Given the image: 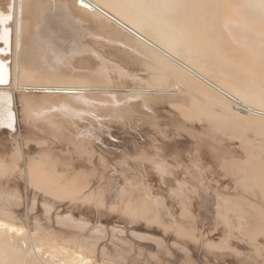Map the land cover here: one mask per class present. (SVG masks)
<instances>
[{
	"label": "bare ground",
	"instance_id": "6f19581e",
	"mask_svg": "<svg viewBox=\"0 0 264 264\" xmlns=\"http://www.w3.org/2000/svg\"><path fill=\"white\" fill-rule=\"evenodd\" d=\"M91 21L90 28L86 23ZM106 24L116 32L106 28L111 32L100 33L98 30ZM91 34L122 45L129 43L128 48L144 55L156 66L141 56H128L143 67L133 74L132 69L104 57L105 45L100 49L87 41ZM130 37L136 40V45L130 43ZM84 52L91 56H79L82 61H78L88 63V66L80 65L75 59ZM143 71L148 76L140 75ZM137 76L139 81L134 80ZM177 83L193 95L177 86L178 93L184 97L180 99L174 90ZM234 98L245 105L249 112L247 116L232 109ZM162 108L177 113L178 119L175 116L169 120L180 130L178 133L183 131L188 138L191 135L193 162L190 161L193 166L202 157L221 162L220 158L227 152L226 144H231L221 142L215 133L229 132V137L238 140L242 145L239 151L243 150L245 156L244 160L233 158L232 172H243L235 175L236 182L244 194L264 203V0H0V264H117L114 255L109 257L116 247L111 248L110 244L112 250H109L104 243L98 244L103 238L101 233L109 230L108 224L100 223V213L97 212L95 218L91 204H87L92 196L96 201L95 197H100L94 195L98 194L95 184L114 174L120 167L117 163L121 158L148 160L158 174L167 175L170 169L172 177L177 175L180 179L181 170L174 168L173 163L154 161L158 146L155 140L156 145L149 142L150 138H157L154 136L156 128L164 125L157 120L162 118L159 114ZM137 118H141L145 125L141 126ZM187 123L200 124L201 131ZM149 130L152 134L148 133ZM106 137H116L120 142L111 144ZM160 142L164 148L168 143ZM214 142L221 147L217 148ZM83 146L95 149L104 161L96 155L91 157L95 152L89 158L99 161L92 165V160L89 162L85 158L92 152L84 151ZM109 146L119 152L112 153ZM180 148L178 146V150ZM102 164L109 168L105 175ZM150 175L148 179L153 177ZM102 189L99 187V194ZM125 194L129 201L122 192L112 194L115 201L119 198L124 204L122 213L127 212L124 216L143 218L147 224L164 223H160L159 214L148 205L146 196L137 201V195ZM137 194L143 198L142 194ZM135 196L133 203L131 200ZM244 196L238 199L246 204L245 199L250 201V198L244 199ZM101 198H98L97 205L105 202L100 201L103 196ZM50 199L57 201L52 200L53 205ZM183 201L180 199L178 204L181 216L178 214L179 218H173L179 227L189 214L192 217ZM255 201L249 203L251 218L242 216L247 219V225L253 223V229H245L242 234L252 243L261 241L264 253V210ZM109 207L115 208L114 205ZM51 208L52 214L51 210L48 213L51 215L40 214L41 210L47 212ZM181 217L182 221L179 220ZM187 220L185 224H188ZM238 222L242 227L243 223ZM187 224V230H184L189 239L188 234L195 232V226L190 229V223ZM103 225L107 229H102ZM85 226L90 228L85 230ZM109 227L114 229L112 224ZM163 228L166 235L167 226L163 225ZM127 245L131 247V243ZM257 247L255 253L260 250ZM121 249L118 252L122 253ZM119 254L117 256L121 257Z\"/></svg>",
	"mask_w": 264,
	"mask_h": 264
},
{
	"label": "rangeland",
	"instance_id": "374dc122",
	"mask_svg": "<svg viewBox=\"0 0 264 264\" xmlns=\"http://www.w3.org/2000/svg\"><path fill=\"white\" fill-rule=\"evenodd\" d=\"M89 20H92L93 22L94 21H97V20H93V19H89ZM92 21L91 22H87L86 23V25L88 26V27H90L91 28V26H90V24L89 23H92ZM110 27V25L109 24H106V25H104V28H102V29H99L98 31H100V33H104L105 31H106V28H109ZM105 29V30H104ZM109 29H111V28H109ZM112 31H113V33L114 32H116V30H113V29H111ZM111 30L109 31V32H111ZM108 31H106L107 33H108ZM105 32V33H106ZM91 36V37H90ZM94 36V37H93ZM92 36V34L91 35H89V37L91 38H89L88 36L86 37V38H89V39H86L87 41H89V42H93L95 45V47L97 48V45H98V48H100V49H103L104 47H102V46H106L105 48H104V50L102 51V54H104V57H106V58H108V59H112L113 61H116L117 63H119V64H122L121 66H126V67H128V68H130V69H132L133 71H132V73L133 74H135V73H137V71L138 70H143V67L141 68V66H139L138 64H136L135 62H133V61H131L130 59H129V57L128 56H136V57H139V58H141L142 57V59H144V60H146V61H148L150 64H152L153 66H156V64L154 63V62H152V61H150V60H148L147 58H145V56L144 55H141V54H139V53H137V52H134V50H132V49H130V48H128L126 45H129V43H123V45H122V43H117L116 41H115V43L112 41V40H110V39H107V38H99L98 37V35H93ZM97 36V37H96ZM95 39V40H92L93 38ZM97 39V40H96ZM130 40V43H132V44H134V45H136V40L134 39V38H129ZM130 45L132 48H133V45ZM110 46V47H109ZM112 46V47H111ZM109 47V48H108ZM114 47V48H113ZM119 47V48H118ZM108 48V49H107ZM115 48H116V51H115ZM117 48H118V50H117ZM107 49V50H106ZM112 49V50H111ZM106 50V51H105ZM126 51V52H125ZM122 52V53H121ZM127 54H125V53ZM119 54H121V55H119ZM123 54V55H122ZM125 54V55H124ZM131 54V55H130ZM136 54H138V55H136ZM85 55V56H84ZM87 55H90L89 54V52L87 53V52H84V53H82V54H79V55H77L78 56V58H75L77 61L78 60H80V61H82V59H81V57L82 56H84V57H86ZM117 55H119V56H117ZM76 56V57H77ZM79 56H81V57H79ZM91 56V55H90ZM141 56V57H140ZM144 56V57H143ZM83 57V58H84ZM122 57V58H121ZM86 58H89V56L88 57H86ZM86 58H84V59H86ZM110 59V60H111ZM79 62V61H78ZM86 62V61H85ZM89 62V61H88ZM75 63H77V62H75ZM87 63V62H86ZM79 64L80 65H82V66H86L85 65V63H84V61H83V63L81 62H79ZM132 64H134L132 67H130ZM78 65V64H77ZM89 65V64H88ZM87 65V66H88ZM135 66V68H133ZM140 67V68H139ZM137 70V71H136ZM144 72V73H143ZM143 72H140V75H142V76H148V74L147 73H145L146 71H143ZM143 73V74H142ZM137 75V74H136ZM141 76V77H142ZM143 78V77H142ZM134 80H140V78H139V76H137L136 77V79L134 78ZM170 80H171V78H170ZM174 80V79H173ZM172 82V81H171ZM173 82H175V81H173ZM112 86H117V85H115V84H112ZM177 86L179 87V88H181V89H183V91L184 92H186V93H188L189 95H193V94H191V92H190V90L189 91H187L188 89H184L182 86H181V84H178L177 83V85L174 87V90L176 91V95H179V97H181L180 99H182V98H184V97H182L183 95H181V93H178V90H179V92H180V89H178L177 88ZM186 90V91H185ZM179 97H177V98H179ZM234 101H235V98H234ZM235 103V104H234ZM243 103H242V101L240 102L239 100L237 101V99H236V101L235 102H233L232 103V109L235 111V112H238L239 113V115H243V116H247V114H249V112H247V108L246 107H244L245 105H243ZM239 108V109H238ZM161 109V108H160ZM163 110H162V112L161 113H159L161 116H162V118H158L157 120H159L158 121V123H163L164 125H162V124H160L161 126V128L159 129V128H156L157 130H155V134H154V132H153V134H154V136L155 137H157V138H154V137H152L153 138V141H151L152 140V138H150V141H149V137H147L148 138V141L149 142H154V140L156 141V143H157V145L155 144V142H154V144L156 145V146H158V149H157V151H159L158 152V154H157V156H154V161H161V162H163V161H165V162H168V164L170 165L171 163H173V164H171V165H173V167L174 168H179L180 170H181V175H180V179L178 178V176L177 175H175L174 177H172L173 176V173L171 174L170 172V169L168 170V172L170 173V175H169V173L166 175L165 173H159L158 174V171H156L157 169L156 168H153V164L150 162V161H148V160H141V158H135V159H133V158H129L128 160L127 159H123V158H121L118 162L119 163H117L120 167H121V169H120V167H118L117 168V170H115L116 172L113 174V173H111V175L110 176H108V179H105V178H103L101 181H98V180H95V181H98L97 183H102L101 185L100 184H95V186L97 185V191H98V194H94L95 196L96 195H99L100 197H98V198H100V199H102L101 198V196H103V200H100V201H102V202H104V200H105V202L103 203V205H100V204H98L97 205V203H98V198L97 197H95L96 199H97V201L95 200V199H93L94 198V196H92L91 197V200L88 202V204L87 205H90V208H91V210H93L95 213H94V215H95V218L97 217V215H96V213L98 212V213H100V216L101 217H99V215H98V221L100 220V223L102 222V224H105L106 226H107V224H108V229L109 230H106V231H104L103 232V230L102 229H107V227L105 226V225H103V226H101L102 227V229H101V227H100V229L102 230L101 232H103V233H101V236H103V238L102 239H100L99 240V242H98V244L100 243V244H103L104 243V245H106L105 247L107 248V249H109V250H112V249H110L109 248V246L108 245H110V244H112V245H110L111 246V248H118V249H114L115 251H112V254L109 256V257H111L112 255H114L113 256V258L115 259V257H116V260L117 261H119V262H117L116 260H115V262L117 263V264H143V263H145V264H149L150 262L149 261H151V263L150 264H264V253H263V247L261 246L260 247V242L261 241H259V244H258V242H256V244L255 243H252L253 241H251L250 242V240L248 241L247 239H246V236L245 235H243V234H245L244 233V231H245V229L246 230H249V228L251 229L252 227H253V223H251V224H248L247 225V219L245 220L243 217L245 216L246 218H248V219H250L251 218V214H249L250 213V211H251V208H250V206H249V203L251 202L252 203V201L254 200H256L255 202H256V204H258V203H260V205L259 206H262L263 207V210H264V203H262V202H260V200L259 199H253L252 198V196H249V195H247V194H244L243 192H242V189H241V187L239 186V183H238V181L236 182V180H238V178L236 179L235 178V175L237 176V175H241V173H243V172H241L240 174H239V172L240 171H238V170H236L237 172H238V174L236 173V171L234 170V172H232L233 171V166H234V163H233V161H235V159H233L234 157L236 158V160H244V156H245V154H244V152H243V150L242 151H239V150H241L242 148L240 147V146H242L241 145V143L238 141V140H235V138H233V137H229L228 136V134H229V132L227 133V135H226V133L224 134V133H222V134H224V135H226V136H222V134L221 133H219V134H217V133H215L214 135H216V137H218V138H221V142H223L224 144H226V143H228V144H231V146L229 145H227L226 144V153L225 154H223V156H222V158H220V160H221V162L219 163V159H216V162H214V160L212 161H210V159H208V158H204V157H200L201 159H199L198 158V160L199 161H196L195 162V164H194V166L192 165V162H193V159L191 158V152H192V147H193V139H192V137H191V135H189V138H188V136L187 135H185V134H183V131H182V134L181 133H178V131H180V130H178V129H176L174 126H172L171 125V121L169 120V119H171V118H174L175 116V119H178L177 118V113L174 111V110H172V109H167V108H162ZM148 113H150L151 111H148V110H146ZM165 111V112H164ZM168 112V113H167ZM168 115H167V114ZM247 113V114H246ZM263 114H264V112H262ZM150 114H152V112L150 113ZM172 116V117H171ZM138 119V122H141V126H144L145 125V123L143 122V121H141V118H137ZM168 119V120H167ZM168 121V122H167ZM182 121H184V122H186L185 120H183L182 119ZM169 123V124H168ZM166 124H168V125H166ZM139 125V126H140ZM187 125H189V126H192V127H194V128H197V130L198 129H200V131H201V126H200V124H197V123H193V124H188L187 123ZM165 127V128H164ZM145 128V127H144ZM172 128V129H171ZM158 129H159V131H158ZM169 129V130H168ZM171 129V130H170ZM165 130V131H164ZM175 132H174V131ZM112 131H114V129H112ZM163 131V132H162ZM168 131V132H167ZM151 132V133H150ZM162 132V133H161ZM171 133V134H169V136H168V134H165V133ZM112 133H115V132H112ZM118 133V132H117ZM146 133V132H145ZM149 134H152V130H149V132H148ZM147 133V134H148ZM123 134V133H122ZM181 134V135H180ZM221 134V135H220ZM146 135V134H145ZM166 135V136H165ZM219 135V136H218ZM161 136V137H160ZM161 138V140L160 139H158V138ZM164 137V138H163ZM191 137V138H190ZM107 138V140H108V142H110L111 144H112V142H113V144H118L119 142H120V140L119 139H116V137H113V139L111 138V137H106ZM115 138V139H114ZM224 138V139H223ZM232 139V140H231ZM128 140V139H127ZM158 140V141H157ZM175 141V143H173L174 141ZM160 141H162V142H164V143H167V145H166V147L165 148H167V149H165L164 147H162V145H161V142ZM170 141H172V143L171 144H169L170 143ZM177 143V144H176ZM179 143H180V145H179ZM130 144V143H129ZM153 144V143H152ZM173 144V145H172ZM183 144V145H182ZM182 145V146H181ZM214 145L217 147V148H220L221 146H219L218 145V143L216 144L215 142H214ZM178 146H179V148H180V146H181V148H182V150H181V148H180V150H178ZM104 148H106L105 146H103ZM110 147V146H109ZM53 148H56V147H54L53 146ZM83 148H84V151L86 150L87 152L89 151V152H92L91 154L89 153L88 155H86L85 156V158H86V160L87 161H89L90 159L92 160V162H91V160L89 161V162H91L92 163V165L93 164H95V162H97V161H99V160H97V161H95V160H93L92 158H89L92 154H94L95 152V154L93 155V156H91V157H95V155L96 156H98V159H102V161H104V159L100 156V155H98V153H97V151H94L93 149V151L92 150H90L89 148H87L86 149V147L85 146H83ZM111 148V150L110 151H112V153H118L119 152V150L118 149H115V147L114 146H111L110 147ZM115 150H114V149ZM230 148H233V149H230ZM89 149V150H88ZM114 151H113V150ZM162 149L163 150H165V151H162ZM174 149H175V151H174ZM194 149V148H193ZM235 149H238V151L237 150H235ZM55 150H57L58 151V149L56 148ZM108 150H109V148H108ZM161 150V151H160ZM229 150V151H228ZM87 152H86V154H87ZM174 154H173V153ZM182 152V153H181ZM58 153V152H57ZM64 154H65V152H63ZM63 153H61L62 154V157L64 156V154ZM169 153V154H168ZM241 153H243V154H241ZM178 154H180V155H178ZM182 154V155H181ZM229 154V155H228ZM230 154H233L232 156L230 155ZM220 156V157H221ZM226 156H228V157H226ZM232 158H231V157ZM236 156H238V157H236ZM88 157V158H87ZM101 157V158H100ZM183 157V158H182ZM184 158H186V160H185V162L183 161L184 160ZM227 158H228V160H227ZM239 158V159H238ZM146 159H147V157H146ZM151 159V158H150ZM189 159V160H188ZM223 159V160H222ZM230 159V160H229ZM74 160H75V158H74ZM127 160V161H126ZM163 160V161H162ZM168 160V161H167ZM180 160H182V161H180ZM192 162H191V161ZM142 161V162H141ZM151 161H153L152 159H151ZM130 162V163H129ZM143 162H145V164L143 163ZM184 162V164H182ZM231 162V163H230ZM99 163V162H98ZM150 163V166L148 165ZM188 163H190V164H188ZM218 163V164H217ZM222 163V164H221ZM128 164V165H127ZM129 164H131V165H129ZM187 166H186V165ZM215 164V165H214ZM217 164V165H216ZM229 164V165H228ZM232 166H231V165ZM230 167V169L229 168H227L228 166ZM188 166H191V168L190 167H188ZM206 166V167H205ZM224 166H227L226 168L224 167ZM147 167V168H146ZM171 167V166H170ZM173 167H171V168H173ZM104 168L105 169H107V170H104ZM126 168H128V170L126 169ZM173 168V169H174ZM203 168V169H202ZM223 168H225V169H223ZM102 169H103V171H104V175L105 174H107L108 173V167L106 168L103 164H102ZM148 171L149 173L150 172H152V173H150V174H148V172L147 173H145L144 171ZM150 170V171H149ZM183 171V172H182ZM227 171H228V173H227ZM96 172V171H95ZM135 172V173H134ZM144 172V173H143ZM173 172V171H172ZM118 173V174H117ZM134 173V174H133ZM115 174L117 175V176H115ZM125 174V175H124ZM134 176L133 178H134V180H133V178H132V175ZM135 174H137V175H135ZM154 174V175H153ZM164 176H163V175ZM204 174V175H203ZM229 174L231 175V177L229 176ZM144 175V176H143ZM148 175H150V176H153V177H151L150 179H148ZM156 175V176H155ZM160 175H162V177L160 176ZM130 176H131V178H130ZM146 176V177H145ZM167 176V177H166ZM182 176V177H181ZM234 178H233V177ZM109 177H110V179H109ZM135 177H137V178H135ZM155 177H157V179L155 178ZM164 177V178H163ZM172 177V178H171ZM175 177H176V179H175ZM184 177V178H183ZM168 178V179H167ZM230 178V179H229ZM95 178H93V180H94ZM116 179V180H115ZM154 179V180H153ZM163 181H162V180ZM169 179H173V180H169ZM179 181H178V180ZM202 179V180H201ZM235 180V182H233L234 180ZM93 180H92V183H93ZM156 180V181H155ZM158 180V181H157ZM168 180V181H167ZM177 180V181H176ZM233 180V181H232ZM94 181V182H95ZM170 181V182H169ZM107 182V183H106ZM167 182H169V183H167ZM174 182V183H173ZM140 183V184H139ZM158 183H159V185H158ZM179 183V184H178ZM233 183H234V185H233ZM115 184V185H114ZM157 184V185H156ZM161 184V185H160ZM184 184V185H183ZM194 184V185H193ZM236 184V185H235ZM99 185V186H98ZM179 185V186H178ZM139 186V187H138ZM179 188H178V187ZM234 186V187H233ZM99 187H100V189H102V188H106L105 190L104 189H102L101 190V194H99L100 193V191H99ZM235 188V189H237V190H235V189H233V188ZM189 189V190H188ZM104 190V191H103ZM129 190V191H128ZM115 191H117L118 193H123L124 195H125V199H126V201H129V196L128 195H126L125 193H128V192H131L132 193V195L134 194V195H137V197L138 198H136V196L131 200L133 203H134V201H135V198H136V200L137 201H140V199L142 200V199H144V196H146L147 197V199H146V197H145V199L147 200V203H148V205L149 206H152L151 208L156 212V213H158L159 214V219H160V223H163L162 225H155V224H147V222L145 223L144 221H143V218H135V217H130L131 218V220H130V218H128L127 216H124V215H126V211H124L125 213H122L123 212V205L124 204H121V199H117V201H115L114 199H113V195L115 194ZM128 191V192H127ZM139 191H141V192H139ZM96 193V192H95ZM137 193H140V194H142V197L143 198H141V197H139V195L137 194ZM239 193V194H238ZM242 193V194H241ZM104 194V195H103ZM113 194V195H112ZM215 194V195H214ZM148 195V196H147ZM151 196V198H150V196ZM245 195V196H244ZM112 196V197H111ZM155 196V197H154ZM178 196V197H177ZM216 196V197H215ZM244 196V199L248 196L249 198H250V201H249V199L248 198H246L245 199V201H248V202H246V204L245 203H243V202H240L239 201V197L241 198V197H243ZM127 197H128V199H127ZM149 197V198H148ZM212 197V198H211ZM139 199V200H138ZM148 199H149V201H148ZM152 199V200H151ZM184 200L183 202H184V205L186 206L185 208H186V210H190L189 212L191 213V216L193 217V220H191L192 219V217H190V214L188 215V218L186 217V219H184L183 221L181 220L182 219V217L179 219V220H181L182 221V224L183 225H185L184 227H183V225L180 223V227H179V224H178V226L177 225H175V223L173 222V218L175 217V219L174 220H176V218H179L180 216H181V214L179 213V211L181 210V206L180 205H178L179 204V200ZM189 199V201L190 202H188L189 203V205H188V203H186L185 201H187ZM248 199V200H247ZM53 200V199H52ZM51 199H50V203H52L53 205L55 204L53 201H57L56 199L55 200H53L52 201ZM203 200V201H202ZM224 200V201H223ZM225 200H226V202H225ZM252 200V201H251ZM52 201V202H51ZM94 202V204L96 203V206L93 204V202ZM96 201V202H95ZM120 201V202H119ZM229 203H228V202ZM234 201V202H233ZM258 201V202H257ZM151 202V203H150ZM157 202V203H156ZM225 202V203H224ZM108 203V204H107ZM228 203V204H227ZM51 204V205H52ZM120 204V205H119ZM225 204V205H224ZM230 204V205H229ZM247 204H248V206H247ZM262 204V205H261ZM111 206V205H114V209H110V207L109 206ZM188 205V206H187ZM92 206H94V207H92ZM100 206V207H99ZM180 206V207H179ZM229 206H230V208H229ZM242 206V207H241ZM108 207H109V209H108ZM172 207V208H171ZM234 209H236V210H234ZM17 208V207H16ZM100 208V209H99ZM122 208V209H121ZM162 208V209H161ZM184 208V207H183ZM233 210H232V209ZM244 208V209H243ZM250 208V209H249ZM18 210H19V208H17ZM16 209V210H17ZM41 208H39V210H40ZM103 209H104V211H103ZM108 209V210H107ZM164 209V210H163ZM167 209V210H166ZM241 209H243V210H241ZM49 211H47L46 212V210L44 211V209L43 210H41L40 211V214L41 215H47L48 213H50V210H51V214H52V208L51 209H48ZM166 210V211H165ZM111 212V213H107V212ZM119 211V212H118ZM35 212V211H34ZM104 213V215L102 214V213ZM181 212V211H180ZM247 212H248V215H247ZM46 213V214H45ZM116 213V214H115ZM174 215H173V214ZM245 214V215H242V214ZM51 214H48V215H51ZM102 214V215H101ZM176 214V215H175ZM178 214H180V216L178 215ZM196 214V215H195ZM172 215V216H171ZM177 215L179 216V217H177ZM241 215V216H240ZM250 215V216H249ZM103 216V217H102ZM118 216V217H117ZM131 216V215H130ZM168 216H170V217H172V218H170V217H168ZM243 216V217H242ZM166 217H168V218H166ZM250 217V218H249ZM101 218V219H100ZM190 218V219H189ZM239 218V219H238ZM134 219V220H133ZM169 219H170V221H169ZM172 219V220H171ZM188 219V220H187ZM107 220V221H106ZM128 220V221H127ZM138 220V221H137ZM178 219H177V221H179ZM186 220L187 221H189L188 222V224L190 223V226H189V228L191 227L192 229H194L193 228V226H195V229H194V231L195 232H193V231H191L192 233H189L188 235L190 236H188V238L190 239H187L186 237H187V235H186V237H185V234H187V233H185V230H187L185 227H186V224H185V222H186ZM195 220V221H194ZM171 221H172V223H174V224H172L171 223ZM238 221H240L241 223H243L242 224V227H241V225L239 224V222ZM246 221V222H245ZM109 222H111V223H109ZM133 222V223H132ZM170 222V223H169ZM196 222V223H195ZM132 223V224H131ZM192 223V224H191ZM203 223V224H202ZM237 223L239 224V225H237ZM90 224V223H89ZM89 224H87V225H89ZM109 224H112L113 225V228L116 230V231H114V229H112L111 230V228L109 227ZM170 224V225H173V227L175 226V228H171V226H168V225ZM187 224V225H188ZM235 224H236V226H235ZM246 224V225H245ZM163 225H165V227L167 226V230H166V235H164V233H165V231H163ZM182 225V226H181ZM193 225V226H192ZM234 225V226H233ZM176 226H177V228H176ZM201 226V227H200ZM86 227V226H85ZM84 227V229L85 230H88L89 228H90V226H88V227H86L85 228ZM117 227V228H116ZM161 227H162V229H161ZM119 228V229H118ZM172 230H171V229ZM182 228V229H181ZM184 228H185V230H184ZM188 228V229H189ZM190 228V229H191ZM242 228H244V229H242ZM176 229H178V230H181L180 232H178V230H176ZM200 229V230H199ZM253 229V228H252ZM121 230H123V231H121ZM125 230V231H124ZM130 231L131 233H128V232H126V231ZM165 230V229H164ZM175 230V231H174ZM183 230H184V232H183ZM214 230V231H213ZM111 232V231H113L114 233L113 234H116V235H113L112 234V232L110 233V235H108L109 233H107L106 234V232ZM173 231V232H172ZM207 231H209V232H207ZM213 231V232H212ZM168 232H170V233H168ZM175 232V236H176V238H175V236L173 235V233ZM181 233V235L180 234H177V233ZM126 233V234H125ZM128 233V234H127ZM184 233V236L182 235ZM241 233V234H240ZM243 233V234H242ZM105 234V235H104ZM142 234V235H141ZM190 234H192V236L190 235ZM195 235V238H193V240H192V237H194V235ZM206 234V235H205ZM120 235V236H119ZM130 239L131 238V240L129 241L128 240V238L126 237V236ZM138 235V236H137ZM180 236V238H179V236ZM211 235V236H210ZM105 236H106V238H105ZM111 236H114V238H116V236H119V239L118 238H116L118 241H119V244H117L118 243V241L116 240V239H114L113 237L112 238H110ZM122 236H124V238L122 237ZM174 236V237H173ZM202 236V237H201ZM206 236V237H205ZM208 236V237H207ZM147 238V239H145V238ZM197 237H198V239H197ZM109 238L111 239L110 241H109ZM174 238H175V240H174ZM185 238H186V240H185ZM103 239H105V242L103 241ZM112 239L114 240V241H112ZM122 239H124L125 241H126V243L128 244H130L131 243V247H130V245H127L126 243V245L127 246H129L130 248L128 249V248H126L127 246L125 245H123L124 244V240L122 241ZM178 239V240H177ZM198 240V241H195V240ZM102 240V241H101ZM108 240V241H107ZM179 240H181V241H179ZM184 240V241H183ZM246 240V241H245ZM260 240V239H259ZM117 241V242H116ZM123 242V243H121V245H120V242ZM158 241V242H157ZM175 241V242H174ZM192 241H195V242H192ZM210 241V242H209ZM112 242H115V243H112ZM133 242V243H132ZM156 242V243H155ZM173 242V243H172ZM177 242H179V244L177 243ZM191 242H192V244H191ZM199 242V243H198ZM105 243H107V244H105ZM170 243V244H169ZM209 243V244H208ZM253 245H252V244ZM115 246H114V245ZM136 244H138V245H136ZM153 244V245H152ZM169 244V245H168ZM173 244V245H172ZM181 244H183V246L181 245ZM205 244H207L206 246H205ZM211 244H214V246H212ZM119 245V246H118ZM123 245V246H122ZM216 245V246H215ZM217 245H218V247H217ZM108 246V247H107ZM114 246V247H113ZM135 246V247H134ZM142 246V247H141ZM253 246V247H252ZM254 246H258V247H260V250L262 249V251H260L259 250V252H257L258 253V255H257V253H255L256 252V247H254ZM125 247V248H124ZM167 247V248H166ZM171 247V248H170ZM207 247H209V248H207ZM215 247V248H214ZM257 247V248H258ZM123 250H122V249ZM141 248H142V250H141ZM178 248H180V249H178ZM205 248V249H204ZM218 248V249H217ZM119 249H121L123 252L125 251V253H120L121 251H119L118 252V250ZM140 249V250H139ZM145 249V250H144ZM178 249V250H177ZM235 251H234V250ZM116 250H117V252H116ZM134 252H133V251ZM136 250H138V251H136ZM146 250H148L147 251V253H146V255H145V252H146ZM151 252H150V251ZM169 250V251H168ZM230 250V251H229ZM129 251V252H128ZM132 253H131V252ZM139 251H141V252H139ZM158 251V252H157ZM160 251H162V252H160ZM113 252H115L116 254L118 253H120L119 255L122 257H118L115 253L113 254ZM144 252V253H143ZM164 252H166V253H164ZM180 252V253H179ZM111 253V252H110ZM137 253H139L138 255H137ZM143 255H142V254ZM153 253V254H152ZM159 253V254H158ZM162 253V254H161ZM184 253V254H183ZM259 253H261L260 255H259ZM131 254H133V255H131ZM154 254H155V256H154ZM158 254V255H157ZM123 255V256H122ZM128 256V257H126V256ZM135 255V256H134ZM126 258H125V257ZM149 256V257H148ZM152 256H153V258H152ZM157 256V257H156ZM260 256H261V258H260ZM140 259V260H138V258ZM112 258V259H113ZM129 258V259H128ZM136 258V259H135ZM184 258V259H183ZM186 258V259H185ZM119 259V260H118ZM127 259V260H126ZM149 259V260H148ZM159 259H161V260H159ZM124 260H126V261H124ZM182 260H184L185 261V263H184V261H182ZM122 261V262H121ZM134 261V262H133ZM139 261V262H138ZM140 261H143V263L142 262H140ZM158 261H160V262H158ZM181 261V262H180ZM158 262V263H157ZM164 262V263H163ZM166 262V263H165ZM169 262V263H168ZM191 262V263H190ZM215 262V263H214ZM263 262V263H262Z\"/></svg>",
	"mask_w": 264,
	"mask_h": 264
}]
</instances>
